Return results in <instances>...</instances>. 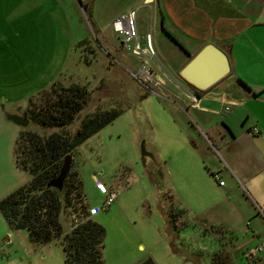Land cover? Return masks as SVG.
Instances as JSON below:
<instances>
[{
  "label": "rangeland",
  "instance_id": "374dc122",
  "mask_svg": "<svg viewBox=\"0 0 264 264\" xmlns=\"http://www.w3.org/2000/svg\"><path fill=\"white\" fill-rule=\"evenodd\" d=\"M62 4L66 9H49L27 28V38H33V46L26 61L15 60L9 53L11 46L0 41V83L13 86L14 80L7 84L5 75L20 69L17 65L31 72L34 82L31 98L23 99L22 96L29 94L20 91L0 94L5 104L4 108L0 104V200L31 180L35 160L32 144L36 138L46 139L53 132L72 135L87 115L120 108L122 112L118 117L70 154L69 171L76 172L77 181L82 182L81 193L85 194L81 204L87 205L85 210L89 216L106 230L102 264H142L148 257L159 264H196L197 257L200 264H211L207 253L218 247V235H208L200 221L192 220L194 216H182L180 222L168 228L164 214L172 200L187 209L188 197H197V189L192 190L190 197L188 184H178L175 175L200 178L199 172L205 176L208 166L203 153H210L206 139L201 132L188 127L194 118L161 97L167 95L159 89L161 85H172L165 81L166 72L176 73L185 61L182 47H192L176 42L159 25L152 28L149 13L141 8L136 16L138 36L142 41L146 32L153 35L154 48L165 68L159 65L157 58L145 56L143 61L146 60V68L153 75L147 88L131 73L141 67V60L129 51L131 45L117 53L118 40L107 8L99 5L100 10L90 16L87 3L86 10L76 0H71L69 7L66 2ZM51 6L50 3L49 8ZM35 11L33 17L37 15ZM97 26L105 27L102 32L109 38L108 44L104 43ZM7 32L9 36L11 32ZM84 39L88 40L87 44L78 46ZM47 79L57 80L64 86L79 83L87 87L90 98L73 122L65 126H44L29 120L23 127L7 119V115H21L26 108L24 115L28 118L29 108L47 107L55 98L56 86L49 84L39 94L35 91L45 85ZM14 98L18 101L11 104ZM16 104L21 108L14 109ZM193 132L195 135L191 134ZM189 135L197 147L204 150H198ZM142 144L150 153L145 161L140 155ZM23 161L25 168H22ZM107 188L117 190L118 197L104 208ZM77 201L76 198V211L64 206L62 201L59 221L63 233L71 230L75 219L86 218ZM140 242L144 243V248H138ZM64 257L60 238L35 244L25 229H11L0 212V264H64Z\"/></svg>",
  "mask_w": 264,
  "mask_h": 264
},
{
  "label": "crops",
  "instance_id": "0c3cea01",
  "mask_svg": "<svg viewBox=\"0 0 264 264\" xmlns=\"http://www.w3.org/2000/svg\"><path fill=\"white\" fill-rule=\"evenodd\" d=\"M64 2L68 7L71 5V0H0V41L11 46L9 53L15 60L26 61L27 54L31 53L33 38H27V28L30 29L34 20L38 21L43 17V13L49 12V9L53 10L54 7L66 9L62 4ZM82 2L85 5L87 3L90 16H94L93 13L97 9L100 10L99 5L107 8L111 26L121 14L131 9H137L138 12L145 8L151 17L152 28L159 25L171 38H175L176 42L192 47V49L182 47L186 53L185 61L179 65L176 73L166 72L168 79L165 81L172 85H161L159 89L167 95H160L161 97L194 118L188 127L201 132L206 139L210 153L206 151L203 153L208 166L205 168V176L198 171L200 178H193L189 174L183 177L175 175L178 184L185 182L188 184L186 189L191 190L190 197L192 190L197 189V197H188L187 209L178 206L179 202L172 200L170 208L164 211L165 219L169 228L170 224L180 222L182 216H194L192 220L200 221L208 235L212 233L215 237L218 235V247L207 253L210 255L211 264L215 253L223 254L227 260L226 264H264V253L246 256L257 244L264 242V0H88V2L82 0ZM50 3L52 6L49 8ZM114 6L119 8L114 9ZM34 11L37 14L35 17L32 15ZM104 28L97 26L104 43L108 44L109 38L102 32ZM7 31L11 32L9 36H6ZM151 41L154 46L152 34ZM208 42L214 43L227 54L231 72L224 84L220 85L222 83L220 81L207 92L199 91L198 102L192 105L188 94L194 89L184 85L178 70ZM115 46L118 47L117 53H122L124 47L120 40ZM157 53L159 65L165 69ZM17 67L20 69L5 75L8 78L7 84L14 80L13 86L6 87L0 83V94L20 91L29 94L22 96L23 99L31 98L34 83L31 72L24 70L21 65ZM47 80L45 85L36 88L37 94L57 81ZM221 89L228 93L232 101L229 110H225L224 106L211 99L208 94L209 91ZM2 100L0 99V104L4 108ZM17 101L14 98L11 104ZM20 108L19 104L14 107ZM26 109L18 116L25 117ZM11 113L13 112L9 114ZM253 127L258 129V133L250 132ZM180 130L184 131L182 127ZM191 134L195 135L194 132ZM188 138L198 150H204L197 147V143L195 144L190 135ZM213 173L219 175V180L224 182L223 185L212 178ZM199 179L201 181H198ZM144 246V243L140 242L138 248ZM150 252L153 256V252ZM153 260L156 262L154 258ZM194 260L196 264H200L198 257Z\"/></svg>",
  "mask_w": 264,
  "mask_h": 264
},
{
  "label": "trees",
  "instance_id": "16d2710c",
  "mask_svg": "<svg viewBox=\"0 0 264 264\" xmlns=\"http://www.w3.org/2000/svg\"><path fill=\"white\" fill-rule=\"evenodd\" d=\"M81 6L86 10V5ZM84 39L79 45L87 44ZM55 98L45 108L27 111L28 119L44 126L69 125L84 108L90 98L85 85L76 83L64 86L55 82ZM199 97L200 92L193 90ZM120 108L96 111L84 117L72 135L53 132L46 139L36 138L32 144L34 164L31 167V180L18 187L0 200V212L11 229H25L31 242L45 244L60 238L64 251V264H102V250L106 235L105 228L88 214L84 203L85 194L81 193L82 182L77 181L76 172L69 171L61 190L49 187L48 183L56 178L66 155L76 149L91 135L112 122L121 114ZM32 151V150H31ZM22 168L26 167L23 161ZM77 203L84 210L86 218L77 220L69 232L63 233L59 221L62 205L76 211ZM213 264H226L225 256L215 253ZM142 264H157L151 257Z\"/></svg>",
  "mask_w": 264,
  "mask_h": 264
},
{
  "label": "water",
  "instance_id": "95a60500",
  "mask_svg": "<svg viewBox=\"0 0 264 264\" xmlns=\"http://www.w3.org/2000/svg\"><path fill=\"white\" fill-rule=\"evenodd\" d=\"M77 2L81 5L82 0H77ZM230 72L231 66L227 54L214 43L208 42L182 66L179 70V77L187 87L205 92L225 79ZM7 119L23 127L29 123L27 117L14 114L7 115ZM140 155L144 161L150 157L144 144L141 146ZM71 159V155L64 157L59 174L48 183L49 187L62 189L70 169Z\"/></svg>",
  "mask_w": 264,
  "mask_h": 264
},
{
  "label": "built area",
  "instance_id": "2783aa9c",
  "mask_svg": "<svg viewBox=\"0 0 264 264\" xmlns=\"http://www.w3.org/2000/svg\"><path fill=\"white\" fill-rule=\"evenodd\" d=\"M136 15L137 9H131L119 17H117L112 22V28L114 33L117 36V39L120 40L121 45L125 48L130 44V53L136 59H140L141 67L138 68L136 72H131L132 75L145 87L148 88V83L153 80V75L150 73V69L146 68V60L143 61L146 57L151 59L156 58V50L151 41V34L147 33L142 42L138 36L137 25H136ZM207 92V91H206ZM211 99L220 103L221 106H224L225 110H229V105H232V101L229 98L228 93L221 90H212L208 92ZM188 98L191 101L192 105H195L198 102V97L190 92ZM250 132L253 134L258 133V129L253 127L250 129ZM213 178L219 182L220 185H223V181L219 180V175L213 173ZM105 201L104 208L110 206L118 197V191L112 188H107L104 191ZM259 253H264V242L257 244L250 252L246 255L247 257H252Z\"/></svg>",
  "mask_w": 264,
  "mask_h": 264
},
{
  "label": "flooded vegetation",
  "instance_id": "af4514ba",
  "mask_svg": "<svg viewBox=\"0 0 264 264\" xmlns=\"http://www.w3.org/2000/svg\"><path fill=\"white\" fill-rule=\"evenodd\" d=\"M183 82V81H182ZM184 83V82H183ZM185 85V84H184ZM186 86V85H185Z\"/></svg>",
  "mask_w": 264,
  "mask_h": 264
}]
</instances>
